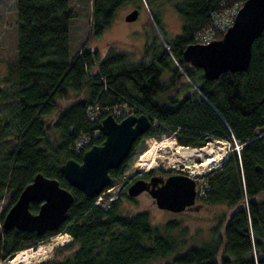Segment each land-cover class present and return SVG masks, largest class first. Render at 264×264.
I'll return each mask as SVG.
<instances>
[{
	"label": "trees",
	"instance_id": "obj_1",
	"mask_svg": "<svg viewBox=\"0 0 264 264\" xmlns=\"http://www.w3.org/2000/svg\"><path fill=\"white\" fill-rule=\"evenodd\" d=\"M69 1L16 0L17 56L0 76V108L12 119L10 123L0 117V202L12 193L10 206L14 204L37 172L57 179L75 199L67 220L40 236L3 230L5 210L0 215V264L62 231L72 242L41 264H148L170 254L174 257L165 264H264V31L252 44L246 71L222 72L214 80L185 62L182 54L206 29L220 39L226 32L218 26L220 17L246 0H181L175 7L183 22L181 35L166 41L157 36L147 44L148 59L137 62L117 52L100 59L85 48L72 54L74 14ZM139 1L92 0L90 35L109 28L123 3ZM180 70L188 78L182 84ZM71 93H76L73 99ZM115 106L154 121L125 163L141 139L172 131L186 147H203L214 137L233 146L220 169L204 175L205 191L198 196L206 204L232 210L214 246L179 251L181 244L153 226L147 212L120 215L121 197L104 209L95 204L97 197L68 184L61 164L81 161L88 147L103 143L101 120ZM82 136L88 145L77 151L74 142ZM125 163L110 170L111 185L121 178ZM30 209L37 213L38 204Z\"/></svg>",
	"mask_w": 264,
	"mask_h": 264
},
{
	"label": "rangeland",
	"instance_id": "obj_2",
	"mask_svg": "<svg viewBox=\"0 0 264 264\" xmlns=\"http://www.w3.org/2000/svg\"><path fill=\"white\" fill-rule=\"evenodd\" d=\"M180 2L181 0H140L138 4L123 3L122 6L116 9L115 17L110 27L103 30L99 36H92L90 35L92 31V27L90 26V21L92 19L91 10L93 9L92 0H70L69 4L73 7L74 14V19L70 22V47L72 49V54L79 53L85 48L93 52L95 51L96 56L100 59H105V56L115 52L127 54L131 57V62L148 59V56H145L147 44H150L157 36L160 41H166L167 38L173 40L177 38L178 35H181L183 22L179 17V13L175 10L176 5H179ZM15 3L16 0H0V76L2 77L7 74L8 65L10 62L13 63L17 56L16 24L18 20ZM238 7L239 5H236L233 9L234 11L224 13L220 17V20L223 21L222 23L227 22V19H233L232 15L237 13ZM134 8L138 11V18L133 22H126L124 19L125 16L133 11ZM173 64L176 65L174 60ZM179 72V75L182 77H180L179 82L182 84L184 81H188L185 75L183 77L181 70ZM75 94L76 93H71L69 97L73 99ZM119 108L123 110L122 113L128 114L129 109L126 107ZM6 112L7 110L5 108H0V117H7ZM7 118V121L10 120L9 122L11 123L12 119H10V117ZM86 137L87 136H83L81 139L88 143L89 140ZM151 140L158 141L159 143L163 140H174L176 144L184 146L179 144L178 134L174 131H172V133H162L159 137L151 136L143 140L141 139V142L134 150L135 153L131 155V158L126 161L125 166H123L121 170L122 176L120 179L116 180L117 183L113 185L114 188L111 189V192L105 190L104 194L101 193L103 199L100 200L99 196L97 200L102 205L108 203L112 196L121 197L120 215L124 214L130 216L141 211L147 212L150 215L149 221L153 226L156 225L159 227L162 234L170 236L176 243L178 242L181 244L182 247H179V251L182 249L184 251L192 245L197 247L202 245L214 246L216 244V238L218 239L224 234L223 229L227 222L226 218L232 211L229 206L224 204H207L201 211L173 213L166 209H158L156 204L153 205V203H151L149 196L145 193L137 197L133 196L131 200L128 199L129 194H127V188L132 185L135 179L142 177V175L145 176L155 171L157 175L165 174V176H167L174 174V172H179L186 173V175L189 176V170L181 163L179 158L175 155L174 150H161L159 147L155 149L157 152L155 161L158 165L144 170L142 167L143 161L140 156L149 149ZM207 145L223 147L225 157L223 161L219 163L220 166L216 165V167L211 168L209 172H206L210 173L213 170L220 169L228 158L227 156L229 153L233 150V146L226 138L217 139L216 137L207 141L205 146ZM235 146L239 149L237 145ZM195 162L199 164L201 160L195 159L194 163ZM206 173L200 176H191V178L197 180L196 188L199 193L198 195L204 194L205 180L203 177ZM11 195L12 193H6L0 202V215L10 207ZM54 236L60 237L59 240L61 242L55 244L51 252L47 255L48 258L45 257L41 263L50 260L54 254H56L58 248L66 244L68 245L73 240L72 236L66 231H62ZM54 236H51L47 240L44 239L40 244L46 242V244H50ZM40 244L30 248L36 249ZM30 248L27 249L30 250ZM18 254L19 252L15 254V258L12 261L10 260L12 256H10L5 263L2 262L1 264H13L18 258ZM173 257L174 256L170 254L166 259L161 257L157 260L150 261L148 264H165L173 259Z\"/></svg>",
	"mask_w": 264,
	"mask_h": 264
},
{
	"label": "water",
	"instance_id": "obj_3",
	"mask_svg": "<svg viewBox=\"0 0 264 264\" xmlns=\"http://www.w3.org/2000/svg\"><path fill=\"white\" fill-rule=\"evenodd\" d=\"M238 9L233 23L220 39L209 44H189L182 53L183 60L201 68L208 80L217 79L226 71H246L251 63L252 44L264 31V0H246ZM138 16L134 8L124 19L133 22ZM101 121L103 143L88 147L81 161L66 160L60 169L71 187L90 198L100 196L111 186L110 170L125 163L138 138L154 123L145 113H129L121 120L108 113ZM196 184L197 180L186 173L174 172L164 178L153 175L149 181L137 178L127 188V193L137 197L145 191L151 195L158 209L180 213L195 205ZM24 188L17 195L16 202L7 209L1 225L3 230L35 231L40 236L57 230L67 220L70 205L75 199L71 189L38 172ZM32 203L38 204L37 213L31 211Z\"/></svg>",
	"mask_w": 264,
	"mask_h": 264
},
{
	"label": "bare ground",
	"instance_id": "obj_4",
	"mask_svg": "<svg viewBox=\"0 0 264 264\" xmlns=\"http://www.w3.org/2000/svg\"><path fill=\"white\" fill-rule=\"evenodd\" d=\"M151 145L145 153H142L140 158L143 161L142 167L144 170L157 166L155 156L157 154L156 147L161 150L169 149L174 150L175 155L179 158L181 163L185 165V168L189 170V176H200L209 172V170L216 165H219L223 161L224 148L219 146L207 145L200 148L180 146L172 141L163 140L161 143L155 140H151ZM226 153V152H225ZM201 160V163H194V160ZM141 161V162H142ZM220 166V165H219ZM59 236V235H58ZM53 237V241L50 244H40L36 249H24L19 251L18 258L13 264H40L43 259L51 252V249L55 244L60 243V237ZM67 236V235H65ZM68 238V237H67ZM66 239V238H64ZM69 239V238H68ZM50 242V241H49ZM65 243V242H64Z\"/></svg>",
	"mask_w": 264,
	"mask_h": 264
},
{
	"label": "built area",
	"instance_id": "obj_5",
	"mask_svg": "<svg viewBox=\"0 0 264 264\" xmlns=\"http://www.w3.org/2000/svg\"><path fill=\"white\" fill-rule=\"evenodd\" d=\"M228 21L227 22H224V23H222L223 21L222 20H220L219 19V21H218V26L220 25V27H221V29L223 28V29H227V27L231 24V23H233V19H227ZM229 22V23H228ZM214 33H213V31H212V29H206L205 31H203V33H199V35L196 37V41H197V43H199V42H201L202 44H209L210 43V41H213L214 40ZM113 110H114V113H113V116L115 117V118H122V117H124V116H126L127 115V113H122V111L123 110H121L120 108H119V106H115L114 108H113ZM128 114H129V111H128ZM83 137V136H82ZM87 138V137H86ZM74 144H75V146H76V150L78 151V150H81L82 148H84V147H86L87 145H88V143L87 142H85L83 139H81V137L79 138H77V140L74 142ZM112 188H114L113 186H111V188L110 189H107L106 191H108V192H111V189ZM102 194H104V192L102 193ZM111 195V194H110ZM112 196V195H111ZM116 197L117 196H112L110 199H109V202L108 203H104V204H100L99 203V201L97 200V201H95V204L96 205H100V206H103V208H105V209H107V208H109L110 207V202L112 201V200H114V199H116ZM99 199L101 200V199H103V195H101L100 197H99Z\"/></svg>",
	"mask_w": 264,
	"mask_h": 264
},
{
	"label": "flooded vegetation",
	"instance_id": "obj_6",
	"mask_svg": "<svg viewBox=\"0 0 264 264\" xmlns=\"http://www.w3.org/2000/svg\"><path fill=\"white\" fill-rule=\"evenodd\" d=\"M180 74V72L179 73H177V75H178V79L180 80V77H181V75H179ZM182 78V77H181ZM178 80V81H179ZM153 175H155V176H159V177H162V178H164V177H167V176H165V174H161V175H157L156 174V172L155 171H153L152 173H149V174H147V175H142V177H139V178H144V180H146V181H149V179L153 176ZM136 180V179H135ZM134 180V181H135ZM104 193H105V191H104ZM143 193H145L146 195H148L149 196V198H150V201H151V203H153V205L154 204H156L155 202H154V200L151 198V195L149 194V193H147V192H145V191H143L140 195H143ZM128 194V193H127ZM199 194V193H198ZM197 194V197H196V203H195V205L194 206H191L190 208H188V207H186V209L184 210V211H182V212H180V213H183V212H197V211H201L202 209H204L205 208V206L207 205L204 201H201V200H199V198H198V195ZM131 197V196H130ZM157 206V205H156Z\"/></svg>",
	"mask_w": 264,
	"mask_h": 264
}]
</instances>
